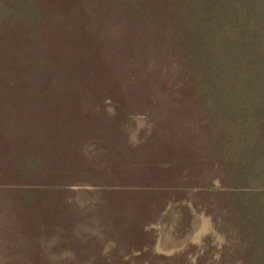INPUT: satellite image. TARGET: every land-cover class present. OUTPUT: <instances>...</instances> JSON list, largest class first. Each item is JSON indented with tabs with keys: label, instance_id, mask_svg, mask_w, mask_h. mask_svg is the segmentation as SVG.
<instances>
[{
	"label": "rangeland",
	"instance_id": "obj_1",
	"mask_svg": "<svg viewBox=\"0 0 264 264\" xmlns=\"http://www.w3.org/2000/svg\"><path fill=\"white\" fill-rule=\"evenodd\" d=\"M36 1L46 13L23 31L44 37L51 50L71 45L78 87L34 104L37 114L50 113L36 131L0 134V264H254L236 260L238 237L251 229L238 234L231 214L237 205L240 228L247 225L254 199L235 187L264 184L227 171L212 151L206 133L220 126L225 104L214 92L222 87L197 86L196 51L188 71L190 55L169 47L175 40L145 37L123 12L92 10L89 0ZM188 7L177 19H196L201 1ZM212 22L208 40L232 38ZM0 32L2 107L22 98L30 51L21 53L22 30L11 22ZM23 148L41 152L28 165L32 177L21 174ZM28 188L37 193L31 201L21 198ZM231 192L243 195L232 199ZM254 207L264 245V205Z\"/></svg>",
	"mask_w": 264,
	"mask_h": 264
},
{
	"label": "trees",
	"instance_id": "obj_2",
	"mask_svg": "<svg viewBox=\"0 0 264 264\" xmlns=\"http://www.w3.org/2000/svg\"><path fill=\"white\" fill-rule=\"evenodd\" d=\"M193 1L89 0L88 3L92 10H96V8L103 5L106 11L123 12L126 17L128 16L130 27L139 28V31L143 32L145 37L161 40L163 35H168L169 38H172L171 40H175L169 46L172 53L183 49L185 53L190 55L195 50L197 67L194 76L197 78L198 87L264 86V40L238 39L237 37V39L208 40L211 35L214 37V32L207 30L212 25L214 26L212 21L216 19L221 22L218 26L221 28V33L220 31H217V33L226 37L245 36L246 33L253 31L255 32L254 35L264 32V24L254 22L253 26L245 20L257 16L262 20L264 19V0H200V13L198 15L196 13V19L193 17V13L183 15L181 19H177L175 14L180 9L190 6ZM160 5L163 8L161 11L158 8ZM254 8H259L258 10H261V12H256L254 15L250 14L249 11ZM187 11L191 12L192 8L188 7ZM45 13L46 9H43L36 0H0V28H2L4 22L8 21L13 24L14 28L21 29L22 32L19 37L23 39L19 38L17 45L21 53L24 50L30 51L28 62L25 63L27 64V67H25L26 74L23 79L25 83L20 86L16 85L22 89V98L16 101V105L11 103L10 106L4 104L0 107V120L2 121L0 123V134L3 136H7L10 131L16 132V127L22 128L21 130L23 128L25 130L31 128L32 131H36L37 129L33 127L43 124L42 121L50 113L45 115L37 114L38 108L34 104L44 105L45 103H50L54 99H51L50 95L73 92L74 88L78 87L74 81L78 70H80L78 68L79 61L75 51L73 52L69 48L71 45L64 42L61 43L63 45L60 48L58 43L56 50L53 48L51 50L44 37L30 36L31 30L37 28V25L31 22L35 19V16L36 19H40L39 16L42 17ZM170 19L172 21L167 22ZM222 20L224 21L223 23ZM23 30H28L30 33ZM74 30L75 28H72L70 33H73ZM164 32H167V34H163ZM3 35L0 32V40H4L2 39ZM193 43H195L197 50L193 49ZM52 44L53 42L51 47ZM3 47L4 45L1 46L0 44V52ZM184 57L181 56V59L184 60ZM185 60L187 61L185 66L188 71L191 68L193 69L191 55L189 58L186 57ZM227 73H229V78ZM225 81H228V84L224 83ZM65 83H69V85H65ZM25 148L18 151L25 168L21 171V174L25 177H32L33 174L28 165L37 163L41 158V152L37 150H28L26 152ZM169 162V160L166 161V163ZM212 192L217 193V195L220 194L217 190ZM206 193L208 194V192ZM21 194V198L30 201L37 197V193L31 188L22 189ZM230 196L235 199L239 196V192H231ZM240 213L241 211L237 205L234 206L231 221L235 225L237 232L243 228L248 229L247 226L240 228ZM244 213L247 216L250 215L252 219L253 216H257L258 209L253 205H249ZM239 255V253H236V260Z\"/></svg>",
	"mask_w": 264,
	"mask_h": 264
},
{
	"label": "crops",
	"instance_id": "obj_3",
	"mask_svg": "<svg viewBox=\"0 0 264 264\" xmlns=\"http://www.w3.org/2000/svg\"><path fill=\"white\" fill-rule=\"evenodd\" d=\"M258 9H251L249 13L253 15L256 12L260 13L261 10ZM245 20L253 26L254 22L264 24V19L262 20L259 16ZM254 34L253 31L246 33L245 36L238 35L232 36V38L264 40L263 31L257 33L258 35ZM221 89L213 91L221 93V97L216 99L225 104V108L218 110V115L219 113L220 115L216 120V125L219 124L220 126L216 127L214 134L206 133L211 138V140L207 138V141L211 143L212 151H215L216 156L219 157L227 171L248 173L250 180L253 179L255 182L259 180L260 183L264 184V86H222ZM235 188V191L251 192L248 194V198L250 200L254 199V202H250V205L256 206L258 203L264 205V185L261 188L241 185ZM255 189H262V192L254 193L253 197L252 190ZM242 195L243 192H239L237 198H241ZM241 216L242 213L239 214V220ZM247 223L245 226L250 227L251 231L248 230L247 236L245 233L243 236L238 237L239 248L234 252L240 254L237 261L247 260L256 264V262L262 260V254H264V245L261 243V236L257 232L259 228L257 216H253L252 219L247 216ZM242 232L239 231L238 234Z\"/></svg>",
	"mask_w": 264,
	"mask_h": 264
}]
</instances>
